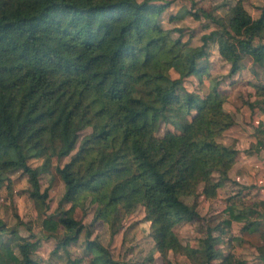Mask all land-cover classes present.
<instances>
[{"label": "trees", "instance_id": "1", "mask_svg": "<svg viewBox=\"0 0 264 264\" xmlns=\"http://www.w3.org/2000/svg\"><path fill=\"white\" fill-rule=\"evenodd\" d=\"M245 1L233 0L227 20L189 10L215 25L190 46L159 26L168 2L0 0V188L5 173L26 176L28 196L43 213L39 225L55 236L53 253L63 251L65 264L83 260H72L69 250L82 231L93 264H119L75 219L73 204L83 194L101 204L93 217L99 224L142 205L161 264H173L170 252L190 264H251L230 246L236 222L241 231L259 232L257 258L264 263L262 198L240 208L227 205L198 249L184 245L174 231L177 223L199 216V199L218 196L235 163L237 150L220 139L234 124L220 81L210 79L203 94L182 81L194 75L203 82L214 46L229 65L228 77L247 56L264 68V5L253 18ZM256 93L264 95V85ZM87 127L92 132L80 139ZM30 159L41 163L31 167ZM51 167L63 194L46 213L48 190L41 191L40 178ZM9 234L4 242L0 232V264H34L41 238L31 240L15 229ZM221 243L229 246L223 250Z\"/></svg>", "mask_w": 264, "mask_h": 264}, {"label": "rangeland", "instance_id": "2", "mask_svg": "<svg viewBox=\"0 0 264 264\" xmlns=\"http://www.w3.org/2000/svg\"><path fill=\"white\" fill-rule=\"evenodd\" d=\"M152 1L156 4L168 2V5L159 17V26L163 30L170 31L172 37L181 35L182 40L186 41L190 46L200 44V36L212 30L215 25L203 15H200L198 19L193 18L189 10L196 12L198 9L205 10L213 13L214 16L227 20L230 16L229 6L233 2V0ZM263 5L264 0H246L244 2V7L253 18L259 15ZM217 50L216 46L211 47L209 50L210 56L207 60L208 74L203 77V82H200L197 76L190 75L188 76L190 78L185 77L182 85L186 89L197 90L203 94L207 90V84L210 79L215 78L222 81L225 77H228L229 65L220 59ZM241 66L238 75L242 81H244V77H250L252 80L258 82L259 85H264V68L262 66L252 63L251 58L248 56L242 59ZM169 72L173 79L178 78V73L173 68H170ZM241 85H238L239 89L234 96L237 98L242 96V99H238L243 101L244 94L247 91L244 90V82L242 87ZM258 102L261 104V107H259L263 110L264 95L261 96ZM166 128L168 127L164 125L159 135ZM91 132V127L85 128L80 132V139ZM255 149H251L252 153L255 152ZM66 159L68 158H64L62 162ZM40 163V159H30L28 161L31 167H36ZM252 166V170H248L245 175V180L244 178L239 179L237 177L238 174L236 175L235 173L229 178V183L227 182L220 186L218 196L214 200L204 201L199 199V216L196 219L189 222H180L175 225L174 231L184 245L198 249L207 227H212L221 221L224 216L223 211L228 203H234L240 208L244 204H250L253 202L254 196H258V194L251 195L247 199L243 194H251L252 189H255V192L262 190L264 193V167L261 171L255 164H252ZM4 177L6 179L0 188V222H2L4 227L3 231L0 230L1 240L4 242L9 241L11 238L9 231L13 229L22 236H28L31 240L41 238L40 247L33 256L35 260L34 264H65L63 260L65 254L63 251L60 250L57 253H53L56 245L55 236L43 230L39 225V216H42L43 213L38 211L34 200L28 196L26 191V176L21 171H14L5 173ZM259 182L263 183L260 184ZM40 189L41 191L44 189L48 190L49 209L46 210V213H50L57 208L63 194V184L53 167H51L49 173L41 175ZM71 205L72 203H65L64 208H69ZM73 206L75 219L79 220L86 227L89 226L91 231L89 240H98L108 250L110 257L119 264H161L159 254L155 251L154 242L150 235V222L146 220L142 205L138 204L128 214L120 212L113 221L108 220L104 221V223L101 222V224L93 222L95 212L101 207V204L92 199L91 195H81L74 202ZM241 226V223H233L228 233L234 238L233 241L231 240L230 246L248 262L262 264L261 260L257 258V251L255 252V248L261 244L259 232H251L244 235L241 233ZM262 228L264 229V225ZM86 238L84 231H82L77 243H73L69 248L72 260L82 257L83 260L78 264H93L91 260L94 252L86 248L84 244ZM220 246L222 249L227 248L229 243H221ZM170 258L173 264H190V260L183 255L170 252Z\"/></svg>", "mask_w": 264, "mask_h": 264}, {"label": "crops", "instance_id": "3", "mask_svg": "<svg viewBox=\"0 0 264 264\" xmlns=\"http://www.w3.org/2000/svg\"><path fill=\"white\" fill-rule=\"evenodd\" d=\"M220 59L222 60L221 57ZM236 74H237L236 76L232 75L230 77H225V79L220 81V84L218 85L219 90L224 91L228 95V99L223 106L224 109L227 112H229L234 119V124L224 132V134L220 139L225 145H231L237 150L235 156L236 163H234V165L229 171V178H231L236 173V175L238 174L240 176L239 177L237 175L239 179L244 178L245 180V175L247 174L248 170H252L253 167L252 164H255L256 167H259V170L261 171L264 167V130H263L264 128L262 127V123L264 121V108L262 110V108H260L261 104H259L258 102L260 101L262 96L256 93V90L258 89L259 86L258 82L252 80V78L250 77L247 78L244 77V81H242V79L238 75V72ZM243 82H244V90H246L247 92H245L244 100L242 101L239 100L242 99V96L240 98L238 97L239 98L238 99L237 97L234 96V94L239 89L238 85L239 84L243 85ZM208 85L209 82L207 86ZM258 141L261 142L262 145L257 144ZM252 148H256L254 153H252L251 150ZM234 170H236V172H234ZM229 181L230 179L227 182L229 183ZM227 182H225L224 184H226ZM259 183L262 184L263 182H259ZM256 194H258V196H254V197L264 199V193L262 190H257L255 192V189H252L251 194L246 193L243 194V196L248 199L251 197V195H256ZM230 204L231 203H228L227 205ZM236 223H240V222H236ZM251 232H257V230L244 231V232L241 231V233L244 235L249 234ZM255 252H256V248H255ZM262 264L264 263L262 262Z\"/></svg>", "mask_w": 264, "mask_h": 264}]
</instances>
